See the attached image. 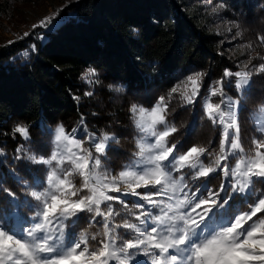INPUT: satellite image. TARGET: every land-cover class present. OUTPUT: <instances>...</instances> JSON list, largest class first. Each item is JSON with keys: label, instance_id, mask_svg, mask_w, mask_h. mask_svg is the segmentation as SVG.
Instances as JSON below:
<instances>
[{"label": "snow or ice", "instance_id": "1", "mask_svg": "<svg viewBox=\"0 0 264 264\" xmlns=\"http://www.w3.org/2000/svg\"><path fill=\"white\" fill-rule=\"evenodd\" d=\"M58 15L32 27H55ZM259 39L264 43V36ZM257 55L258 65L250 68V60L239 71L225 69L203 98L207 119L219 128L218 150L211 141L185 150L168 119L174 94L185 104L195 102L202 72L187 76L151 107L130 105L135 151L118 172L108 159L116 137L107 132L77 138L76 129L59 124L50 130L48 156L17 147L16 160L42 168L31 182L14 174L24 199L0 179V191L10 197L0 200V264H264V188L256 187L264 185V104L249 114L259 133L249 147L239 120L253 76L264 75V56ZM81 78L98 84L99 72L90 67ZM224 78H234L236 98L226 95L233 81ZM16 134L31 139L27 124H17ZM213 180L220 181L215 188ZM128 196L136 199L122 198ZM82 221L87 227L77 231Z\"/></svg>", "mask_w": 264, "mask_h": 264}, {"label": "trees", "instance_id": "2", "mask_svg": "<svg viewBox=\"0 0 264 264\" xmlns=\"http://www.w3.org/2000/svg\"><path fill=\"white\" fill-rule=\"evenodd\" d=\"M17 17L12 4L0 0V23H12ZM214 18L227 24L230 36L243 45L244 54L233 62L222 52V38L207 29L208 21ZM53 24L55 27H30L12 33L0 45V148L4 151L0 179L20 199H24V192L14 174L31 182L40 175L37 169L42 166L16 160L17 147L24 145L37 155L48 156L53 148L50 130L59 124L67 131L79 128L84 139L88 133L100 136L107 132L116 137L108 159L118 172L135 151L137 130L130 105L151 107L159 96H166L172 87L197 72L206 73L200 95L193 104H185L174 94L168 119L177 127L175 139L185 150L209 141L218 150L219 128L207 119L203 98L217 86L225 69L241 70L246 55L251 68L262 62L257 54L264 56V43L259 39L264 36V0H78L60 10ZM25 32L29 35L24 36ZM90 67L99 72L98 84L81 78ZM224 79L233 81L232 87H225L226 95L236 98L234 78ZM89 91L93 95H85ZM219 99L212 97L213 102ZM261 104L264 75H254L239 112L246 147L259 135L248 117ZM17 124L29 126V141L19 134L13 136ZM219 182L213 180L210 187ZM8 199L0 191V200ZM85 227L87 223L82 221L77 231Z\"/></svg>", "mask_w": 264, "mask_h": 264}, {"label": "rangeland", "instance_id": "3", "mask_svg": "<svg viewBox=\"0 0 264 264\" xmlns=\"http://www.w3.org/2000/svg\"><path fill=\"white\" fill-rule=\"evenodd\" d=\"M14 9V12L18 15L14 22L0 23V45L5 44L12 33H18L22 30H27L33 25H38L39 21L47 16H51L53 13L62 10L67 4L78 0H8ZM2 20V18H0ZM208 21L207 29L216 36L221 37V49L226 58L230 61L236 60L237 56L244 54L243 45L238 44V41L230 36V28L227 24L220 21L212 20ZM43 28V27H41ZM249 64V56L241 60L240 65ZM78 130V129H77ZM82 131L78 130L77 138H80ZM87 139V137H86ZM234 163V162H233ZM196 186L199 182H194ZM124 199L136 198L128 196L122 197ZM119 219V218H118ZM137 259H147L145 257H137Z\"/></svg>", "mask_w": 264, "mask_h": 264}, {"label": "bare ground", "instance_id": "4", "mask_svg": "<svg viewBox=\"0 0 264 264\" xmlns=\"http://www.w3.org/2000/svg\"><path fill=\"white\" fill-rule=\"evenodd\" d=\"M77 130V129H76ZM78 134V130L76 131V135Z\"/></svg>", "mask_w": 264, "mask_h": 264}]
</instances>
